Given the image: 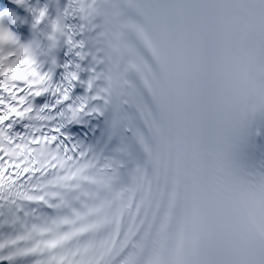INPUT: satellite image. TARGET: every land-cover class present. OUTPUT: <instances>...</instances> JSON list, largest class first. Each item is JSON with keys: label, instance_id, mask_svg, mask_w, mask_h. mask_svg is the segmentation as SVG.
Masks as SVG:
<instances>
[{"label": "snow or ice", "instance_id": "1", "mask_svg": "<svg viewBox=\"0 0 264 264\" xmlns=\"http://www.w3.org/2000/svg\"><path fill=\"white\" fill-rule=\"evenodd\" d=\"M14 2L0 264H264V0Z\"/></svg>", "mask_w": 264, "mask_h": 264}]
</instances>
